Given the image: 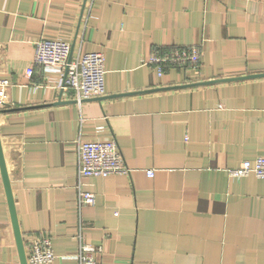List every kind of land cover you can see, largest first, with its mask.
<instances>
[{
    "label": "crops",
    "instance_id": "obj_1",
    "mask_svg": "<svg viewBox=\"0 0 264 264\" xmlns=\"http://www.w3.org/2000/svg\"><path fill=\"white\" fill-rule=\"evenodd\" d=\"M43 37L103 50L104 97L56 103L57 70L27 76ZM191 44L196 73L148 63ZM0 77L23 243L49 234L56 253L41 264H77L80 228L99 264H264V178L228 174L264 156V0H0ZM78 137H115L129 172L79 178ZM0 264H21L1 166Z\"/></svg>",
    "mask_w": 264,
    "mask_h": 264
},
{
    "label": "built area",
    "instance_id": "obj_2",
    "mask_svg": "<svg viewBox=\"0 0 264 264\" xmlns=\"http://www.w3.org/2000/svg\"><path fill=\"white\" fill-rule=\"evenodd\" d=\"M71 43L60 38L43 37L37 40L32 64L26 69L27 76H31L35 65L44 69L57 70L60 81L57 85L61 91V99L75 100L81 103L85 100L96 99L105 94L106 63L103 50L79 51L72 55ZM160 75L165 66H176L196 73L201 63V49L198 44L188 46L175 45L169 49L156 47L149 60ZM190 74L192 81L197 80L195 74ZM12 85L10 79L0 77V109L9 104L8 91ZM75 150L78 156L79 178L88 176H108L115 173H128L130 168L115 137L109 139L85 140L78 137L75 140ZM153 175V170L147 171ZM253 173L264 178V156L246 159L240 165L228 168L230 176L240 177ZM77 204H92L95 193L83 188L78 183ZM80 228L77 235L78 251L74 254L77 264H99L102 248L83 240ZM28 264L53 262L56 253L49 234H35L25 247Z\"/></svg>",
    "mask_w": 264,
    "mask_h": 264
},
{
    "label": "water",
    "instance_id": "obj_3",
    "mask_svg": "<svg viewBox=\"0 0 264 264\" xmlns=\"http://www.w3.org/2000/svg\"><path fill=\"white\" fill-rule=\"evenodd\" d=\"M252 75H260V74H252ZM212 81L213 80L207 81V82H212ZM114 95H120V94H114ZM103 97L104 96H101L98 99H101ZM72 101H75V100H62L61 96H60L59 100L56 101V103L72 102ZM1 111H2V109H0V112ZM0 166H1L2 176L4 178V184H5L6 193H7V197H8V202H9L12 222H13L14 229H15L17 247H18V251H19L20 261H21V264H28L27 263V258H26L25 245L23 243V239H22V235H21V231H20V227H19V223H18L16 208H15V203H14V198H13V192H12L11 184H10L8 173H7L5 159H4V156H3L1 140H0Z\"/></svg>",
    "mask_w": 264,
    "mask_h": 264
}]
</instances>
